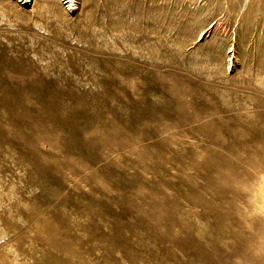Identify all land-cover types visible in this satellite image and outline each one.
Returning a JSON list of instances; mask_svg holds the SVG:
<instances>
[{"label": "rangeland", "instance_id": "374dc122", "mask_svg": "<svg viewBox=\"0 0 264 264\" xmlns=\"http://www.w3.org/2000/svg\"><path fill=\"white\" fill-rule=\"evenodd\" d=\"M73 1L0 0V264H264V0Z\"/></svg>", "mask_w": 264, "mask_h": 264}, {"label": "built area", "instance_id": "2783aa9c", "mask_svg": "<svg viewBox=\"0 0 264 264\" xmlns=\"http://www.w3.org/2000/svg\"><path fill=\"white\" fill-rule=\"evenodd\" d=\"M67 2V1H66ZM66 7H67V11H68V13H70V14H74V13H76V11L77 10H75V9H71L70 8V6L68 5V3H66ZM77 7H78V3H77Z\"/></svg>", "mask_w": 264, "mask_h": 264}, {"label": "bare ground", "instance_id": "6f19581e", "mask_svg": "<svg viewBox=\"0 0 264 264\" xmlns=\"http://www.w3.org/2000/svg\"><path fill=\"white\" fill-rule=\"evenodd\" d=\"M25 1V3H27L28 1L32 2L33 3V0H23V2ZM70 1V3L72 4V8H75L76 5H75V2L73 0H68Z\"/></svg>", "mask_w": 264, "mask_h": 264}]
</instances>
